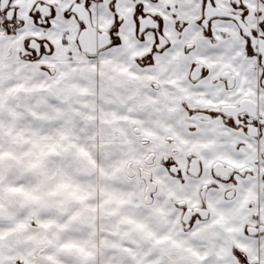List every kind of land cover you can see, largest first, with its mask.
<instances>
[{
  "label": "snow or ice",
  "instance_id": "obj_1",
  "mask_svg": "<svg viewBox=\"0 0 264 264\" xmlns=\"http://www.w3.org/2000/svg\"><path fill=\"white\" fill-rule=\"evenodd\" d=\"M0 264H264V0H0Z\"/></svg>",
  "mask_w": 264,
  "mask_h": 264
}]
</instances>
